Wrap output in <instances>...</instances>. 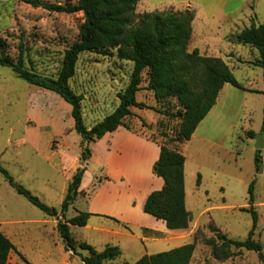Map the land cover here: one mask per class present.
<instances>
[{
  "label": "rangeland",
  "instance_id": "1",
  "mask_svg": "<svg viewBox=\"0 0 264 264\" xmlns=\"http://www.w3.org/2000/svg\"><path fill=\"white\" fill-rule=\"evenodd\" d=\"M30 1L0 0V37L6 41L7 52L15 61L23 49L27 71L56 79L66 50L80 38L85 17L82 12H58L45 7L74 8L78 0H40L43 4L40 7ZM257 3L258 19L262 23L264 0ZM187 7V4L153 6L148 0H140L135 17L139 20L145 13L180 12ZM237 34L227 36L237 46L221 50L226 59L220 58L229 63L238 82L247 89H233L227 93L229 108L222 125L232 126L230 137L223 146L201 148L195 143L185 146L183 152L190 156L187 188L191 194L190 203L193 202L190 205L193 223L198 225L194 233L197 260L203 264H221L214 259L213 252H220L225 246L234 252V264H262L256 252L222 245L220 239L223 234L237 241L248 238L253 218L243 208H251L249 186L255 178L252 208L257 212L258 226L254 240L262 245L264 253V166L257 173L255 165L256 139L259 135L264 138L263 69L255 66L259 52L249 45L238 44L234 39ZM133 71L134 63L119 59L117 50L108 55L85 52L79 56L70 86L84 97V122L88 128L102 122L119 107L118 96L129 86ZM148 86L149 73L145 71L137 100L148 108L132 109V115L125 122L132 130L159 143L178 147L175 138L183 121L179 117L180 103L172 97L158 100ZM66 104L56 93L30 85L11 68L0 66V165L19 185L58 210L67 194L71 176L77 168H86L91 159L87 162L81 159L82 137L74 128ZM251 131L256 133L255 138L248 135ZM261 151L264 164V149ZM88 168L89 174L84 177L82 188L92 191L96 187L92 175L98 172V165L90 162ZM199 176L203 179L202 186L196 187ZM94 184L97 185V181ZM85 208V200L79 198L65 215L49 217L19 195L0 172V228L11 233L13 242L26 259H21V264H83L82 257L89 253L79 248L77 254L69 250L57 226L59 221H68ZM99 220L95 217L90 224ZM103 222L115 226L109 219H103ZM72 236L81 242L84 237L93 239L94 232L73 227ZM174 247L172 242L170 246L162 244L158 250ZM128 257L104 264L138 261L135 254Z\"/></svg>",
  "mask_w": 264,
  "mask_h": 264
},
{
  "label": "trees",
  "instance_id": "2",
  "mask_svg": "<svg viewBox=\"0 0 264 264\" xmlns=\"http://www.w3.org/2000/svg\"><path fill=\"white\" fill-rule=\"evenodd\" d=\"M139 2L140 0H78L74 8L45 6L58 12H82L85 17L80 28V38L66 50L58 77L54 79L27 71L23 63V49L21 48V54L15 61L7 52V43L1 37L0 66L11 68L20 79L30 85L56 93L72 107L74 128L82 137L83 162L91 158L90 145L101 140L106 134L113 133L120 127L134 131L125 121L132 115V109L148 108L137 100V94L141 90L142 74L148 71V88L155 93L158 100L176 98L182 109L179 117L183 121L175 138L180 147L170 148L155 140L160 144L161 153L153 170L164 180V186L162 190L154 191L148 196L144 212L164 221L170 230H185L189 228L192 216L186 207V157L181 146L191 140L197 127L216 105L225 84L244 91L247 89L238 82L222 59L202 56L198 50L189 52L194 11L186 9L180 12L145 13L136 20L135 11ZM30 3L35 7L43 6L40 0H32ZM234 39L238 44L249 45L259 52L255 66L263 69L264 79V23L242 30ZM112 50H117L119 59L134 63L131 81L127 89L119 94L120 105L114 113L88 128L84 122L82 105L84 97L73 91L70 80L76 74L77 62L82 53L99 52L108 55ZM248 135L255 138L256 133L251 131ZM255 165L259 173L264 166L261 150L257 151ZM85 171V167L77 168L58 210L46 205L24 186L19 185L0 165V172L10 186L32 205L53 218H58L60 214L65 215L78 199ZM200 180L199 176L198 185ZM256 182L257 178L249 186L251 208H243V211L250 212L253 218V227L248 238L237 241L223 234L220 239L222 245L229 244L235 248L256 252L264 264L263 247L254 240L258 226V215L252 208ZM92 216L93 214L87 212H79L68 221H59L57 231L69 250L77 254L79 248L89 253L88 256L82 257L83 264L113 263L122 255L119 247L108 246L98 252L93 246L86 242H77L72 236L71 227H85ZM217 232L219 233L218 230ZM228 249L229 247L225 246L222 251L213 252L214 257L221 261L233 258L234 252ZM15 250L12 241L0 231V264H7L10 254ZM195 250L196 242L168 252L144 256L135 264H191ZM19 255L26 261L22 254Z\"/></svg>",
  "mask_w": 264,
  "mask_h": 264
},
{
  "label": "crops",
  "instance_id": "3",
  "mask_svg": "<svg viewBox=\"0 0 264 264\" xmlns=\"http://www.w3.org/2000/svg\"><path fill=\"white\" fill-rule=\"evenodd\" d=\"M148 1L153 6L187 4V9L195 12L193 35L189 48L199 50L203 55L216 58L226 59L221 50H228L235 45L237 46L227 39L228 35L240 33L252 25L259 26L264 23V19H262V23L258 19V0ZM218 35L219 38H217ZM226 64L229 65L227 62ZM233 89L237 88L228 83L224 85L216 105L197 127L191 140L183 145V152L185 146L189 144L196 143L201 148H211L223 146L226 143L230 137L232 126L222 124L229 108L226 100L227 93H231ZM66 105L69 111H72V107L68 103ZM90 149L92 155L86 164L84 177L89 174V163L97 164L98 172L92 175L95 179L92 183L96 187L90 191L83 189L81 184L78 199L83 198L86 203L85 211L82 212L93 214L88 224L80 228L91 230L94 232V236L93 239L84 237L82 242L93 246L98 252L103 251L108 246L119 247L122 251L119 258H129L128 256L135 254L138 261L144 256L168 252L190 244L191 238L193 239L192 243L195 242L194 233L198 225L196 222L193 223V215L190 209L193 202L190 203L191 194L187 188V166L190 156L185 155V191L186 207L191 213L192 222L188 229L170 230L164 221L144 212V205L148 196L154 191L162 190L164 186V180L158 177L153 170L155 163L160 158V144L144 133L120 127L115 132L106 134L98 142L91 144ZM193 176H196L195 172ZM202 180L201 178L199 185L196 182L195 186L201 187ZM95 181H97V185L94 184ZM95 217L100 220L91 225L90 223ZM103 219H109L115 226L103 222ZM72 228L73 226L71 231ZM0 231L16 247V250L10 254L7 264H21L22 258L19 255L21 252L13 242L11 233H7L1 228ZM172 242L175 243L174 248L158 250L162 244H169L170 246ZM197 255L198 246L196 245L191 264H203L199 263ZM214 259L221 264H234L233 258L223 261L215 257ZM135 263L123 262V264Z\"/></svg>",
  "mask_w": 264,
  "mask_h": 264
},
{
  "label": "water",
  "instance_id": "4",
  "mask_svg": "<svg viewBox=\"0 0 264 264\" xmlns=\"http://www.w3.org/2000/svg\"><path fill=\"white\" fill-rule=\"evenodd\" d=\"M257 143H256V149L257 150H263L264 149V138L263 135L257 136Z\"/></svg>",
  "mask_w": 264,
  "mask_h": 264
}]
</instances>
